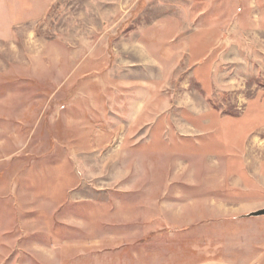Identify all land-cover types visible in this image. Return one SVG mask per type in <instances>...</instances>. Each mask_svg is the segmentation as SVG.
Masks as SVG:
<instances>
[{
	"label": "rangeland",
	"instance_id": "1",
	"mask_svg": "<svg viewBox=\"0 0 264 264\" xmlns=\"http://www.w3.org/2000/svg\"><path fill=\"white\" fill-rule=\"evenodd\" d=\"M264 0H0V264H264Z\"/></svg>",
	"mask_w": 264,
	"mask_h": 264
},
{
	"label": "water",
	"instance_id": "2",
	"mask_svg": "<svg viewBox=\"0 0 264 264\" xmlns=\"http://www.w3.org/2000/svg\"><path fill=\"white\" fill-rule=\"evenodd\" d=\"M260 216H264V208L253 211L250 214H248V217H260Z\"/></svg>",
	"mask_w": 264,
	"mask_h": 264
}]
</instances>
